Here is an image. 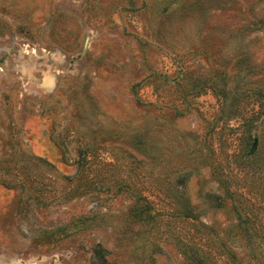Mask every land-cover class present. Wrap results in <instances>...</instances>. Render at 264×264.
I'll use <instances>...</instances> for the list:
<instances>
[{
	"label": "rangeland",
	"instance_id": "rangeland-1",
	"mask_svg": "<svg viewBox=\"0 0 264 264\" xmlns=\"http://www.w3.org/2000/svg\"><path fill=\"white\" fill-rule=\"evenodd\" d=\"M0 264H264V0H0Z\"/></svg>",
	"mask_w": 264,
	"mask_h": 264
},
{
	"label": "trees",
	"instance_id": "trees-1",
	"mask_svg": "<svg viewBox=\"0 0 264 264\" xmlns=\"http://www.w3.org/2000/svg\"><path fill=\"white\" fill-rule=\"evenodd\" d=\"M250 153H252V151H250Z\"/></svg>",
	"mask_w": 264,
	"mask_h": 264
}]
</instances>
